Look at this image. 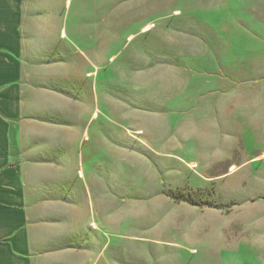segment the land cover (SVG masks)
I'll use <instances>...</instances> for the list:
<instances>
[{
  "label": "rangeland",
  "instance_id": "rangeland-1",
  "mask_svg": "<svg viewBox=\"0 0 264 264\" xmlns=\"http://www.w3.org/2000/svg\"><path fill=\"white\" fill-rule=\"evenodd\" d=\"M23 1L17 36L1 8L0 77H17L20 96H34L61 126L51 160L75 220L62 231L85 236L94 203L109 220L102 229L114 236L115 264H264V56L246 53L256 38L238 35L243 67L237 76L220 67L222 0ZM122 83H130L129 125L142 131L117 133L99 117L93 125L105 132L87 145L81 130L97 106L116 109Z\"/></svg>",
  "mask_w": 264,
  "mask_h": 264
},
{
  "label": "crops",
  "instance_id": "crops-1",
  "mask_svg": "<svg viewBox=\"0 0 264 264\" xmlns=\"http://www.w3.org/2000/svg\"><path fill=\"white\" fill-rule=\"evenodd\" d=\"M235 1L221 2L219 32L226 42L220 46L219 51L225 60L220 67H225L230 75L237 76V70L243 67L241 60L243 53L232 43L233 38L244 34L256 38L252 39V45L246 49V53L254 54V57L258 55V58L264 56V0H240L239 4L246 2V6L241 9L240 17L238 16L240 8L234 6ZM190 2L187 0V3ZM20 3L24 1L0 0V12L3 6L10 12L11 27L6 32L12 37L17 36V31L12 29V21L13 17L15 21L18 19ZM136 3L147 2L140 0ZM2 28L0 27V31ZM62 32L64 31H61V37ZM189 48L190 45L187 46V49ZM15 49L14 46V54H17ZM79 52L88 59L82 50ZM6 58L8 61L9 58L7 56ZM14 60H17L16 55ZM251 63L254 65L257 60ZM2 65L3 60H0V67ZM183 68L182 65H177L178 71ZM7 84H11V87L4 89L3 85ZM18 85L17 77L10 80L0 77V264H115L110 246L114 236L109 237V233L102 229L104 223L109 220L98 214L94 203L90 207L86 206V219L81 221L82 229L86 230L85 236L73 238L72 234L67 235L62 231V228L75 223L71 216L72 211L66 213L70 208L66 203L62 205L61 164L57 167L51 160L50 149L62 148V129L60 125L51 123L50 115L35 108V99L32 100L34 96L31 99L21 97L25 94L22 92L20 96ZM96 85L98 84L94 83L95 87ZM119 85L123 86L122 92L126 91V96L113 99L116 103L114 107L118 111L102 110L97 106L81 130L88 134L86 144L91 147L92 136L105 132L100 126L93 125L99 117L116 125L117 133L130 135L142 131L132 129L129 125L130 83ZM172 87H175L174 83ZM38 97L45 99L46 94L38 93ZM94 99L98 104L100 96L98 98L96 90ZM106 99L111 101L110 97ZM107 129L110 133H116L114 128ZM52 139L55 145H52ZM111 143L108 138H104L102 142ZM79 171L78 180L82 179L87 184L88 175L83 173V169L80 171L81 174ZM94 189L91 186L86 190L93 193ZM106 189L110 190L109 187ZM99 232L103 236L100 237ZM124 240L130 241L126 238ZM67 245L69 247H66ZM99 245L101 249L98 250ZM81 255L86 259L76 258Z\"/></svg>",
  "mask_w": 264,
  "mask_h": 264
},
{
  "label": "bare ground",
  "instance_id": "bare-ground-1",
  "mask_svg": "<svg viewBox=\"0 0 264 264\" xmlns=\"http://www.w3.org/2000/svg\"><path fill=\"white\" fill-rule=\"evenodd\" d=\"M67 3V2H66ZM68 4V3H67ZM176 13V12H175ZM151 27V26H150ZM147 28H149L148 26L143 27V30H146ZM64 36V33L62 32V37ZM190 167H195V164H191ZM233 166L230 168V170H233ZM81 171V170H80ZM79 171V174H81V172Z\"/></svg>",
  "mask_w": 264,
  "mask_h": 264
}]
</instances>
